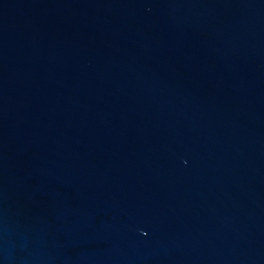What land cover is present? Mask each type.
Returning a JSON list of instances; mask_svg holds the SVG:
<instances>
[{
	"label": "water",
	"instance_id": "95a60500",
	"mask_svg": "<svg viewBox=\"0 0 264 264\" xmlns=\"http://www.w3.org/2000/svg\"><path fill=\"white\" fill-rule=\"evenodd\" d=\"M0 264H264V0H0Z\"/></svg>",
	"mask_w": 264,
	"mask_h": 264
}]
</instances>
